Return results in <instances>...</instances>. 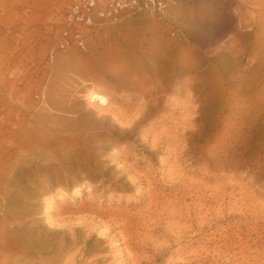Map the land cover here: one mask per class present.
Returning <instances> with one entry per match:
<instances>
[{
    "label": "rangeland",
    "instance_id": "1",
    "mask_svg": "<svg viewBox=\"0 0 264 264\" xmlns=\"http://www.w3.org/2000/svg\"><path fill=\"white\" fill-rule=\"evenodd\" d=\"M68 2L0 0V264H264V0Z\"/></svg>",
    "mask_w": 264,
    "mask_h": 264
},
{
    "label": "built area",
    "instance_id": "2",
    "mask_svg": "<svg viewBox=\"0 0 264 264\" xmlns=\"http://www.w3.org/2000/svg\"><path fill=\"white\" fill-rule=\"evenodd\" d=\"M177 0H69L57 47L62 50L88 49L89 36L104 22L123 15L146 13L163 17Z\"/></svg>",
    "mask_w": 264,
    "mask_h": 264
},
{
    "label": "bare ground",
    "instance_id": "3",
    "mask_svg": "<svg viewBox=\"0 0 264 264\" xmlns=\"http://www.w3.org/2000/svg\"><path fill=\"white\" fill-rule=\"evenodd\" d=\"M90 99L91 101H98L101 104L107 102V98L104 95L98 93H92Z\"/></svg>",
    "mask_w": 264,
    "mask_h": 264
}]
</instances>
